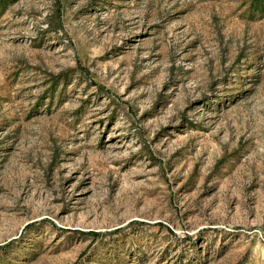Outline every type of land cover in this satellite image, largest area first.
Returning <instances> with one entry per match:
<instances>
[{
    "label": "rangeland",
    "instance_id": "obj_1",
    "mask_svg": "<svg viewBox=\"0 0 264 264\" xmlns=\"http://www.w3.org/2000/svg\"><path fill=\"white\" fill-rule=\"evenodd\" d=\"M0 264H264V0H0Z\"/></svg>",
    "mask_w": 264,
    "mask_h": 264
}]
</instances>
